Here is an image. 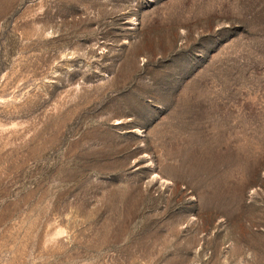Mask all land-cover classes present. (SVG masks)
Listing matches in <instances>:
<instances>
[{
  "label": "rangeland",
  "instance_id": "rangeland-1",
  "mask_svg": "<svg viewBox=\"0 0 264 264\" xmlns=\"http://www.w3.org/2000/svg\"><path fill=\"white\" fill-rule=\"evenodd\" d=\"M0 264H264V0H0Z\"/></svg>",
  "mask_w": 264,
  "mask_h": 264
}]
</instances>
